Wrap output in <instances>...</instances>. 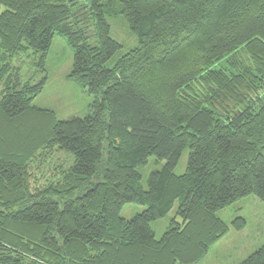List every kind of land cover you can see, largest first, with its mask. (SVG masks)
<instances>
[{"label":"trees","instance_id":"obj_1","mask_svg":"<svg viewBox=\"0 0 264 264\" xmlns=\"http://www.w3.org/2000/svg\"><path fill=\"white\" fill-rule=\"evenodd\" d=\"M119 17L136 43L110 62ZM55 34L93 96L84 117L31 105ZM29 51L37 82L11 63ZM0 87V264H194L228 232L220 209L264 202V0H0ZM53 149L71 165L39 184L32 164ZM151 156L164 163L143 187ZM125 203L145 209L127 220ZM237 264H264V244Z\"/></svg>","mask_w":264,"mask_h":264},{"label":"rangeland","instance_id":"obj_2","mask_svg":"<svg viewBox=\"0 0 264 264\" xmlns=\"http://www.w3.org/2000/svg\"><path fill=\"white\" fill-rule=\"evenodd\" d=\"M75 1L79 2L80 0ZM78 11L81 13L79 18L82 27L88 36L92 37L93 31L88 13L82 9ZM109 23L110 36L122 46L121 50L111 59L110 62H113L119 55L133 48L136 41L122 17L111 19ZM36 58L37 55L29 51L27 54L14 58L11 63L18 67L23 79L31 77L34 82H37L42 77L43 72L36 66ZM72 60L73 50L71 46L63 36L55 34L44 63L46 83L31 102V105L35 107L55 112L57 119L61 120L71 117H84L93 100V96L88 94L82 86L66 77L71 70ZM187 155L188 149L186 148L174 169L175 174H182L185 171ZM71 162L72 158L68 154L53 149L47 156L41 155L39 160L32 164L31 172L34 178L37 177V182L42 184L56 174L55 167L58 164L66 169L71 165ZM163 163L164 161H158L152 156L147 159V163L139 169L143 187H146L149 173L158 169ZM144 209L145 206L140 204L125 203L119 211V216L128 220ZM175 209L176 205L167 215L151 222V228L157 239L165 232ZM216 214L227 224L228 232L211 245L206 255L194 264H237L264 244V202L256 196L243 197L220 209ZM237 218H243L245 222V226L240 230L235 229L232 224Z\"/></svg>","mask_w":264,"mask_h":264}]
</instances>
